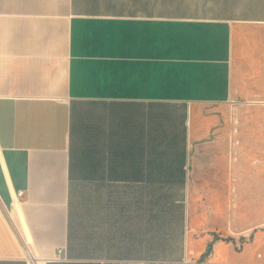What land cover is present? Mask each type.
I'll list each match as a JSON object with an SVG mask.
<instances>
[{"label": "crops", "instance_id": "1", "mask_svg": "<svg viewBox=\"0 0 264 264\" xmlns=\"http://www.w3.org/2000/svg\"><path fill=\"white\" fill-rule=\"evenodd\" d=\"M263 75L264 0H0V264H264L199 148Z\"/></svg>", "mask_w": 264, "mask_h": 264}, {"label": "rangeland", "instance_id": "2", "mask_svg": "<svg viewBox=\"0 0 264 264\" xmlns=\"http://www.w3.org/2000/svg\"><path fill=\"white\" fill-rule=\"evenodd\" d=\"M262 79V94L256 97L202 108L209 138L200 143V153L229 161L225 227L219 234L232 238L236 249L264 244V75Z\"/></svg>", "mask_w": 264, "mask_h": 264}]
</instances>
